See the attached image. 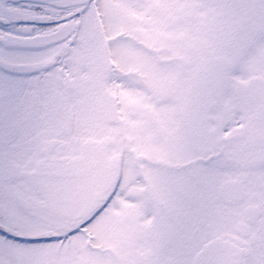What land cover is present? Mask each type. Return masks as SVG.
I'll use <instances>...</instances> for the list:
<instances>
[{
    "label": "snow or ice",
    "instance_id": "6c2138e0",
    "mask_svg": "<svg viewBox=\"0 0 264 264\" xmlns=\"http://www.w3.org/2000/svg\"><path fill=\"white\" fill-rule=\"evenodd\" d=\"M0 264H264V0H0Z\"/></svg>",
    "mask_w": 264,
    "mask_h": 264
}]
</instances>
